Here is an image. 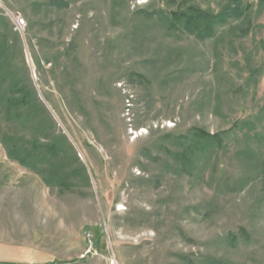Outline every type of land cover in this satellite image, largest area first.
<instances>
[{"label": "rangeland", "instance_id": "1", "mask_svg": "<svg viewBox=\"0 0 264 264\" xmlns=\"http://www.w3.org/2000/svg\"><path fill=\"white\" fill-rule=\"evenodd\" d=\"M190 5L227 21L204 38L161 19ZM0 18L41 103L0 111L19 261L264 264V0H0ZM2 136L38 145L30 167Z\"/></svg>", "mask_w": 264, "mask_h": 264}, {"label": "trees", "instance_id": "2", "mask_svg": "<svg viewBox=\"0 0 264 264\" xmlns=\"http://www.w3.org/2000/svg\"><path fill=\"white\" fill-rule=\"evenodd\" d=\"M58 3L59 2L51 1L50 6L60 9L61 7L57 5ZM64 6L66 5H63V7ZM238 10V6L234 5L233 11L238 12ZM228 15V13L213 15L202 12L195 6L190 5L184 10L171 12L169 16H162L161 19L173 30L177 31L182 27L185 32L191 34L196 32L198 36L201 35L204 38H209L214 35L218 26H222L226 23ZM200 23L202 25H200ZM19 47L18 44V49ZM9 49L10 46L6 39L2 40L0 42V111L9 118H26L29 116L28 111L33 103L35 102L38 106L40 105V107L41 103L37 100L33 87H27L18 81L15 67L8 57ZM6 83H9L10 87H7V90H4L1 87ZM42 109H44L43 106ZM203 136L208 135L202 133L200 137L204 138ZM1 143L5 147L8 157L14 159L20 165L25 167L31 166L35 158V149H37L36 147L38 145H34V148L26 152L25 156L20 157L21 148L17 147L10 137L2 136ZM45 148L46 151L51 153H54L55 151V148L52 145L45 146Z\"/></svg>", "mask_w": 264, "mask_h": 264}, {"label": "crops", "instance_id": "3", "mask_svg": "<svg viewBox=\"0 0 264 264\" xmlns=\"http://www.w3.org/2000/svg\"><path fill=\"white\" fill-rule=\"evenodd\" d=\"M17 248V250L13 249ZM19 251L21 249L19 247H14L13 245H4L0 242V262H3L4 259H9L8 264H31V261H19ZM7 257V258H5Z\"/></svg>", "mask_w": 264, "mask_h": 264}, {"label": "built area", "instance_id": "4", "mask_svg": "<svg viewBox=\"0 0 264 264\" xmlns=\"http://www.w3.org/2000/svg\"><path fill=\"white\" fill-rule=\"evenodd\" d=\"M12 20L14 21V25L17 30H19L24 25V21L19 17L18 14H13Z\"/></svg>", "mask_w": 264, "mask_h": 264}]
</instances>
